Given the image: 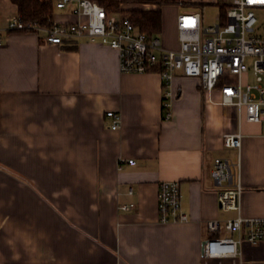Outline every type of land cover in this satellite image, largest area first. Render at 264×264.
Here are the masks:
<instances>
[{"label":"crops","instance_id":"crops-1","mask_svg":"<svg viewBox=\"0 0 264 264\" xmlns=\"http://www.w3.org/2000/svg\"><path fill=\"white\" fill-rule=\"evenodd\" d=\"M76 7H55L54 23L77 22ZM164 8L162 40L178 49L177 15ZM17 15L0 0V264H264V241L243 242L235 257L203 255L206 240L238 237L211 232L209 221L264 218V121L240 119L180 73L168 86L158 68L123 74L100 43L9 32ZM109 111L122 115L117 130ZM236 132L240 150L224 144ZM217 158L240 178V212L219 207L230 187L213 177ZM164 181L180 183L189 221L160 222Z\"/></svg>","mask_w":264,"mask_h":264},{"label":"built area","instance_id":"built-area-1","mask_svg":"<svg viewBox=\"0 0 264 264\" xmlns=\"http://www.w3.org/2000/svg\"><path fill=\"white\" fill-rule=\"evenodd\" d=\"M73 1L77 4L74 13L79 17L75 23H54L51 29H47L37 23H25L17 15L8 20L6 30L42 33L51 45L83 38L91 43H100L117 52L119 71L123 74H144L158 68L168 86L175 74L180 73L184 77L197 79L206 93L218 92L220 104L236 108L240 119L243 116L251 123L264 121V24L261 25L258 16V13H264V0L208 2V5H216L221 9L219 21L213 26H205L199 8L178 13V49L167 48L161 35L149 37L143 33L130 15L109 14L96 0H56L55 7L65 9ZM143 5V9L152 8L149 4ZM2 41L0 29V44ZM250 59L253 60L255 84L251 83ZM227 75L236 77V83H228ZM106 116L112 121L111 129L121 127V113L109 111ZM166 119H170L169 113ZM242 139L241 132L229 133L224 137V144L227 148L240 150ZM128 163L134 165L135 161L129 160ZM236 169H239V163ZM213 177L220 185L228 183L230 187L219 193V207L225 211L240 212L243 187L239 177L235 181L232 162L217 158ZM158 199L161 223L189 221L183 211L179 182L160 183ZM121 208L129 211L135 209L136 205H123ZM208 228L211 232L225 229L237 233L238 237H213L206 240L203 245L206 258L235 257L239 255V247L243 242L257 244L264 241V218L239 215L224 225L219 221H209Z\"/></svg>","mask_w":264,"mask_h":264},{"label":"trees","instance_id":"trees-1","mask_svg":"<svg viewBox=\"0 0 264 264\" xmlns=\"http://www.w3.org/2000/svg\"><path fill=\"white\" fill-rule=\"evenodd\" d=\"M109 14L120 11L124 3L151 4L156 9H131L130 17L133 23L149 37L161 35L163 31V8L166 6L187 5L185 0H96ZM16 5L18 15L25 23H37L42 28L51 29L55 12L54 0H11ZM191 4V3H190ZM189 5V4H188ZM194 8L201 6L191 4Z\"/></svg>","mask_w":264,"mask_h":264},{"label":"rangeland","instance_id":"rangeland-1","mask_svg":"<svg viewBox=\"0 0 264 264\" xmlns=\"http://www.w3.org/2000/svg\"><path fill=\"white\" fill-rule=\"evenodd\" d=\"M210 1L216 2V0H198V1L197 0H185V2L188 3L189 5L187 4V5H181V6H177V5L166 6L164 8V10L169 11V13L172 15H177L178 13L188 12L191 9H193L194 6H190L191 4H193V3L199 4V2H201L203 4H201V6H198V8L200 9V12L203 15V23L205 24V26H213V25L217 24L219 21L218 17L221 14V9H220V7H218L216 5H208L207 3ZM218 1L222 2V0H218ZM230 1H232V0H230ZM149 5L153 6L151 4H149ZM142 7H144V6H142ZM142 7L140 9H143ZM121 8H122V5H121ZM132 8L133 7L129 8V10ZM149 9H152V8L150 7ZM120 12L124 13L127 16L130 15L129 12H126L124 9H120ZM258 16L261 20V25H263L264 24V13H262V15L260 13H258ZM164 36H166V34ZM248 63H249V70H250V74H251V83L255 84L256 80H255L254 73H253V60L250 59L248 61ZM226 80L230 84H235L237 81L236 77L231 76V75H227Z\"/></svg>","mask_w":264,"mask_h":264}]
</instances>
